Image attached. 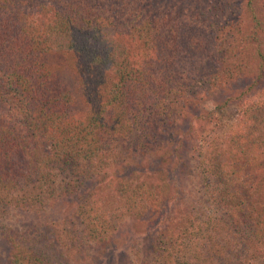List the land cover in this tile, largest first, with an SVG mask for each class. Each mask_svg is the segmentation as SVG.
<instances>
[{"label":"trees","instance_id":"obj_1","mask_svg":"<svg viewBox=\"0 0 264 264\" xmlns=\"http://www.w3.org/2000/svg\"><path fill=\"white\" fill-rule=\"evenodd\" d=\"M34 1L37 0H28ZM94 1L42 0L46 7L44 14L49 17L41 15L36 25L29 18L27 0H0V71L4 77V82H0V98L9 106L4 116L0 114V122L6 121V126H0V136L9 141V144L4 140L0 143V193L4 192L10 203L44 205L55 198L56 182L46 180L47 176L56 179V170L48 172L44 161L55 167L59 161L55 159L57 152L61 156L68 152L86 161L92 169L93 166L104 169L102 160L107 161L106 157L118 144L126 151H130L128 147L133 149L126 144L129 142H121L114 135L118 129L113 127V120L106 126L102 124L108 108L109 112L117 105L122 108L123 103L130 104L128 98L135 101L137 109L128 116L121 113L116 123L129 128L138 119L137 127L144 133L135 132L138 137H144L143 144L147 147L152 143L158 149L162 147L161 141L165 145L171 141L176 148L183 139L193 138L183 137L180 125L197 117V112L185 110L178 103L180 96L171 97L173 101L166 98L172 82L183 75L192 76L189 66L195 65L200 56L213 66L220 65L229 79H233L239 72L250 71L244 66V53L253 44L252 59L257 63L249 77L250 86L254 89L261 84L264 91L261 50L264 0H205L203 9L200 1L188 7L179 3L182 10L179 7L173 13L160 6L157 19L164 30L159 33L154 32L155 22L144 15L146 7L161 5L159 0H104L101 6H96ZM246 17L250 18L248 25L243 22ZM88 34L92 36L88 38ZM251 34L256 36L251 38ZM62 35H70L69 47L77 48L89 64H105L102 60L105 57L109 64H114L116 81L93 114L78 115L72 108L69 92H55L52 88L56 77L45 56L49 51L46 44L52 39L59 47L66 46L68 36L62 38ZM72 35H77V39ZM150 41L164 47L163 64H157L154 55L146 50L145 44ZM210 45L220 47V53L213 52L210 56ZM148 100L152 107H145ZM249 103L233 120L232 132L218 139L219 145L206 152L216 160L215 177L204 176L202 193L215 208L208 214L203 209L201 214L200 203L191 199L185 201L184 208H177L176 192L171 197L169 182L163 180L157 188L158 196L164 195L160 204L166 220L153 245L150 264H264V92L260 99ZM205 117L200 112V120H207ZM209 118L214 119L212 115ZM191 122L189 119V126ZM167 125H172L174 130H166ZM22 131L25 136L19 135ZM39 132L41 144H48L40 170L30 142L35 137L39 139ZM162 133L164 136L160 137ZM212 134H205L202 140L213 145ZM194 146L198 149L196 143ZM13 147L14 153L7 152V148ZM169 154L165 161L172 159L173 152ZM38 170L39 176L46 180H39L36 195L37 190L31 193L27 186L36 184L34 176ZM257 170L261 171L260 177ZM163 171L170 175L168 166ZM238 176H245L242 182L237 181ZM77 178L80 183V177ZM66 181L70 180L66 177ZM228 219L232 234L226 231L222 236L217 233V223ZM27 251L30 253L27 261L19 249L10 253V264H45L38 254L32 253L33 249Z\"/></svg>","mask_w":264,"mask_h":264},{"label":"rangeland","instance_id":"obj_2","mask_svg":"<svg viewBox=\"0 0 264 264\" xmlns=\"http://www.w3.org/2000/svg\"><path fill=\"white\" fill-rule=\"evenodd\" d=\"M159 1L161 5L144 9L147 19L155 22L157 28L154 32L156 33L164 30L157 19L160 6L161 9L169 8L173 13L179 9V3L188 7L195 1H200V8L203 9L206 2L205 0ZM94 4L101 6L104 0H95ZM27 7L29 18H32L36 25L41 20V15L44 18L49 17V14H44L46 7L43 6L42 0L28 2ZM243 22L248 25L250 18L246 17ZM198 28L200 29V25ZM250 32L247 33L250 34ZM256 35L251 34L250 37L253 38ZM67 36L66 46L59 47L52 39L46 44L49 51L45 56L56 77L55 86L53 84L52 88L55 92H69L70 100L73 101V110L78 115L87 116V114H93L99 104L105 100L108 89L116 81V71L114 64L108 63L107 57L102 59L105 64H89L81 57L80 52H77V48L73 50L69 47L70 35H62V38ZM72 36L77 39V35ZM87 36L89 38L92 34ZM111 36L107 37L111 38ZM145 45L146 50L148 49L154 55L157 64H163V58L166 55L162 51L164 47L152 41ZM253 47L254 45L250 44L244 53V66L250 71L242 72V74L239 72L233 79H229V74L221 70L220 65L213 66L209 60H205V57L197 56L195 65L189 66L192 76L183 75L182 78L172 82L166 101H169L171 97L180 96L178 103L185 110L190 108L198 115L189 118L192 121L190 126L189 119L180 125L183 137L190 135L193 138L183 139L181 145L176 148L175 146L173 148L171 141L166 145L161 141L162 147L158 149L151 146L152 143L148 147L143 144L144 137H138L135 132L139 130V133H144L137 127L138 119H135L129 128H126L127 126L123 123H116L121 113L124 115L126 113L128 116L137 109L135 101L128 98L130 104L125 102L122 108L117 105L109 112V107L107 118H103L102 124L106 126L113 120L111 122L113 127L118 129L117 134L114 135L119 137L121 142H129L126 144L131 145L133 149L128 147L130 151H126L118 144L116 150H111L110 156L106 157L107 161L102 160L103 164L105 162L104 169H98L97 166H93L92 169L86 161L71 156L68 152H63L64 156L57 152L55 159L59 161L55 167H50L47 161H44L48 172L56 170V179L47 176L46 180L43 179L44 176H39V170L44 164L43 155L48 152V144L47 142L41 144L42 138L39 132V139L35 137L30 141L35 148L32 152L40 162L38 165L36 163L37 169L39 168L36 172L38 174H34L36 184L30 183L27 187L31 193H34L39 180L48 181L50 178L56 182L54 193L56 195L44 205H18L10 203V199L4 192L0 193V264H10L9 254L17 249L26 256V261L30 254L27 250L33 249L36 253L33 251L32 253L38 254L45 264H141L142 262L150 264L153 245L158 240V232L166 220L160 204L164 195L159 197L157 191V188L159 190L162 186L163 180L169 182L170 195L176 192L174 197L177 198L175 203L177 208H184V203L190 199L200 203V213L204 209L208 214L211 208H215L210 199H207L206 195L204 197L202 193L201 182L204 176L211 174L215 177L213 163L216 160L210 158L207 153L212 147L219 145L218 139L227 137L232 132V122L242 113L244 106L247 107L249 102L260 99L264 92L260 89L261 84L254 89V86H250L249 77L257 63L252 59L255 57ZM261 50L264 52V44ZM209 51L212 56L213 52L220 53L221 48L210 45ZM130 56L134 57V55ZM0 82H4L1 71ZM170 100L173 101V99ZM149 104L150 100L145 107H152ZM8 109L9 106L5 100L0 98V114L4 116ZM111 112H114L113 115ZM200 112L206 116L207 120H200ZM211 115L214 119L209 118ZM1 125L6 126V121L2 120ZM165 129L170 132L174 130L172 125H167ZM208 133L215 136L213 145L202 140ZM19 135L25 136V132L22 131ZM162 136H164L163 133L160 134V137ZM0 139V143L4 140L9 144L4 137L0 136ZM195 143L198 149H195ZM14 147L7 148V152L14 153ZM169 152H173L172 159L165 161L170 155ZM20 162L22 163L21 160ZM167 166L170 175L163 171V167ZM260 173L261 171L257 170L258 177ZM77 176L80 177V183ZM66 177L70 180L69 182L66 181ZM244 177L238 176L236 179L242 182ZM121 186L124 187L123 192L120 190ZM37 192L38 190L36 195ZM244 195L255 196L249 192H244ZM217 214L220 215V213ZM227 221L217 223L216 227L219 229L217 233L222 236L226 231L232 234L229 229L230 225L232 226L231 220ZM232 228L237 229V227ZM181 250L186 252L185 248ZM228 254L229 252L226 251V255Z\"/></svg>","mask_w":264,"mask_h":264}]
</instances>
